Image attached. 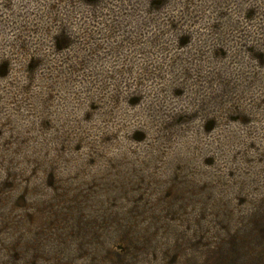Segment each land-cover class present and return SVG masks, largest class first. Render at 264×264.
Here are the masks:
<instances>
[{"label":"rangeland","instance_id":"rangeland-1","mask_svg":"<svg viewBox=\"0 0 264 264\" xmlns=\"http://www.w3.org/2000/svg\"><path fill=\"white\" fill-rule=\"evenodd\" d=\"M0 264H264V0H0Z\"/></svg>","mask_w":264,"mask_h":264},{"label":"trees","instance_id":"trees-1","mask_svg":"<svg viewBox=\"0 0 264 264\" xmlns=\"http://www.w3.org/2000/svg\"><path fill=\"white\" fill-rule=\"evenodd\" d=\"M3 74L2 73H0V76H2Z\"/></svg>","mask_w":264,"mask_h":264}]
</instances>
